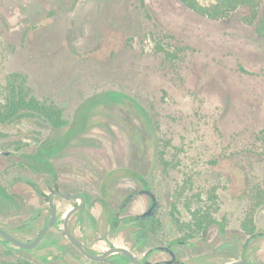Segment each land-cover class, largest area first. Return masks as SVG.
<instances>
[{"label":"rangeland","instance_id":"obj_1","mask_svg":"<svg viewBox=\"0 0 264 264\" xmlns=\"http://www.w3.org/2000/svg\"><path fill=\"white\" fill-rule=\"evenodd\" d=\"M13 73L86 129L58 163L82 162L97 175L148 169L166 202V234L194 232L201 251L223 237L183 227L194 193L210 205L215 191L213 216L235 230L251 187L264 185V38L238 13L212 19L180 0H0V105ZM13 121L6 138L37 131L21 139L31 147L53 131L42 118ZM32 204L43 213L39 229L46 202L37 194ZM256 224L264 229L263 207ZM218 250L215 264L237 254ZM41 253L0 249V260L43 264L30 262Z\"/></svg>","mask_w":264,"mask_h":264},{"label":"flooded vegetation","instance_id":"obj_2","mask_svg":"<svg viewBox=\"0 0 264 264\" xmlns=\"http://www.w3.org/2000/svg\"><path fill=\"white\" fill-rule=\"evenodd\" d=\"M13 122H0V228L22 242L34 241L53 217L52 194L55 219L32 248L21 247L0 233V249L7 255L40 249L43 253L33 254L30 262L135 264L123 251L112 252L102 260L91 257L67 232V224L75 240L93 256H103L109 250L121 247L131 251L139 264H215L214 253L220 248L224 258L228 257L230 250L237 253L224 264L235 261L264 264V229L256 224L257 212L264 208V201L260 202L258 194L251 193L256 197L257 205L249 196L248 215L244 216L239 227L232 230L227 222H219L213 216L215 191L209 192V204L212 206L203 203L195 192V197L190 199L192 203H189L192 204L189 225L183 227L188 230L215 228L223 237L221 245H216L214 239H207L209 249L201 251L202 243L191 240L194 232L166 234V202L155 188L148 169L131 167L125 172L113 169L97 175L96 170L87 168L82 162H72L77 166L74 169L66 168L65 164L58 163L57 157L74 144V139L84 133L85 128L51 125L53 131L40 145L31 147L22 144L21 139L35 138L37 131L28 136L14 132L6 138L8 127L5 125ZM6 139L13 144V148L7 151ZM89 171L93 174L85 173ZM59 191L65 194H57ZM37 194L47 206L39 229L38 220L43 213L38 211L36 204H32V198ZM194 211H210L212 217L200 226Z\"/></svg>","mask_w":264,"mask_h":264},{"label":"trees","instance_id":"obj_3","mask_svg":"<svg viewBox=\"0 0 264 264\" xmlns=\"http://www.w3.org/2000/svg\"><path fill=\"white\" fill-rule=\"evenodd\" d=\"M180 1L198 14L212 19H223L238 13L245 23L254 26L258 35L264 38V0H216L209 6L204 5L200 0ZM5 93V101L0 105V122L9 123L20 118H42L54 127L69 125V121L56 106L40 100L32 93L23 74H11ZM70 127L75 126L70 125ZM251 192L259 195L260 202L264 201V185L260 189L256 185L252 186ZM251 197L257 205L254 200L256 197L252 195ZM194 215L198 218L200 226L212 217L210 211H197ZM0 264L16 263L0 260Z\"/></svg>","mask_w":264,"mask_h":264},{"label":"water","instance_id":"obj_4","mask_svg":"<svg viewBox=\"0 0 264 264\" xmlns=\"http://www.w3.org/2000/svg\"><path fill=\"white\" fill-rule=\"evenodd\" d=\"M57 194H65L64 192H62V191H59V192H57ZM51 204H52V208H53V217H52V219L50 220V222L47 224V225H45L43 228H42V230L39 232V234H38V236H37V238L34 240V241H32V242H30V243H26V242H22V241H20V240H18V239H16V238H14L13 236H11L10 234H8L6 231H4L2 228H0V233H2L4 236H6L7 238H9V239H11L13 242H15L17 245H19V246H21V247H25V248H32V247H34V246H36L37 244H38V242L40 241V239L42 238V236L44 235V233L52 226V224H53V222H54V219H55V208H54V204H53V194L51 195ZM71 214H72V212L71 213H69V216H71ZM69 216H68V218H69ZM67 221H68V219H67ZM66 228H67V232L70 234V236L74 239V241L78 244V245H80V247L82 248V250L85 252V253H87L88 255H90L91 257H93V258H95V259H99V260H102V259H104L106 256H108L109 254H111L112 252H115V251H123V252H126L133 260H134V262H135V264H139V262H138V260L136 259V257L134 256V254L131 252V251H129L128 249H126V248H121V247H119V248H116V249H112V250H109L105 255H103V256H93V255H91L89 252H87V250H85V248L79 243V242H77L76 240H75V238L71 235V233L69 232V229H68V226H67V224H66ZM231 264H249L248 262H246V261H235V262H233V263H231Z\"/></svg>","mask_w":264,"mask_h":264}]
</instances>
